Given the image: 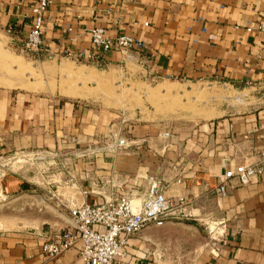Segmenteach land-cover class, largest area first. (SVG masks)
<instances>
[{"label":"crops","instance_id":"crops-1","mask_svg":"<svg viewBox=\"0 0 264 264\" xmlns=\"http://www.w3.org/2000/svg\"><path fill=\"white\" fill-rule=\"evenodd\" d=\"M36 1L0 0V161L18 172L0 193V264H81V241L48 258L42 237L84 203L140 205L152 183L220 237L202 245L196 222L152 224L117 264H264V172L215 192L226 169L258 162L264 107L206 116L189 104L200 83L264 85V0H48L46 51L27 57L12 45ZM97 25L136 44L102 67L76 63Z\"/></svg>","mask_w":264,"mask_h":264},{"label":"built area","instance_id":"built-area-1","mask_svg":"<svg viewBox=\"0 0 264 264\" xmlns=\"http://www.w3.org/2000/svg\"><path fill=\"white\" fill-rule=\"evenodd\" d=\"M48 3V0H37L30 6L29 28L24 38L13 43L15 50L25 54L46 51L42 33ZM257 29L264 34V16ZM6 30L10 34L14 33L12 26ZM135 44L133 36L119 34L110 37L104 27L97 25L91 30V52L85 56L78 55L74 60L102 67L106 63V52L126 54ZM263 172L264 151L257 163H243L226 169L215 186V192L225 197L232 179L237 178L241 183H246L251 177ZM182 206L183 201L168 199L159 183L151 184L140 205H135L129 194H122L102 204L84 203L69 209L73 226L42 237L40 250L45 257L56 258L81 241V264H117L126 256V247L131 237L176 213Z\"/></svg>","mask_w":264,"mask_h":264},{"label":"rangeland","instance_id":"rangeland-1","mask_svg":"<svg viewBox=\"0 0 264 264\" xmlns=\"http://www.w3.org/2000/svg\"><path fill=\"white\" fill-rule=\"evenodd\" d=\"M12 48H14L12 46ZM17 54L24 55L27 57L35 56L37 57L39 54H25L21 51L15 50ZM40 57V56H39ZM14 62V61H13ZM78 64H83L84 62L76 61ZM86 65L93 66L91 64L84 63ZM19 66V65H18ZM189 104L192 105L193 103L203 102L205 115H221L230 112H243V111H250L256 108L264 107V85L263 86H256L254 88H232L228 85H224L222 83H209L204 82L200 83V85H193L192 88L190 87L189 92ZM176 105L175 102L172 103ZM11 161H0V193L6 194V191H11V186L8 185V179L11 180L12 178L18 177V172L12 170ZM56 170V169H53ZM0 199L2 196L0 195ZM186 203L183 201V206L180 207L176 213L170 214L162 219L161 222H168L173 224H178L181 222H196L195 226L199 229L200 234L203 239V244H211L212 242H216L217 239L220 237V231L217 226L214 225L212 222L205 223L198 215L188 214L184 207ZM202 222V224H199ZM208 246L205 245V249ZM203 250V249H202Z\"/></svg>","mask_w":264,"mask_h":264},{"label":"bare ground","instance_id":"bare-ground-1","mask_svg":"<svg viewBox=\"0 0 264 264\" xmlns=\"http://www.w3.org/2000/svg\"><path fill=\"white\" fill-rule=\"evenodd\" d=\"M83 72V71H82ZM86 72V71H85ZM89 74H91V73H89ZM89 76V75H88ZM91 76V75H90ZM81 77V76H80ZM89 78H93V77H89ZM96 78V77H95ZM72 91V90H71ZM74 92H75V90H73ZM77 92V91H76ZM81 95V94H80ZM78 96V95H77ZM83 96V95H82ZM75 97V96H74ZM80 97V96H79ZM86 98V97H85Z\"/></svg>","mask_w":264,"mask_h":264},{"label":"water","instance_id":"water-1","mask_svg":"<svg viewBox=\"0 0 264 264\" xmlns=\"http://www.w3.org/2000/svg\"><path fill=\"white\" fill-rule=\"evenodd\" d=\"M33 197L35 198V197H38V196H33Z\"/></svg>","mask_w":264,"mask_h":264}]
</instances>
